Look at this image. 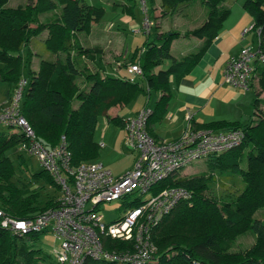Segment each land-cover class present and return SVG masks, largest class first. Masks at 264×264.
Segmentation results:
<instances>
[{
	"label": "trees",
	"instance_id": "obj_1",
	"mask_svg": "<svg viewBox=\"0 0 264 264\" xmlns=\"http://www.w3.org/2000/svg\"><path fill=\"white\" fill-rule=\"evenodd\" d=\"M56 1L62 7L60 14L51 22L40 23L38 16L54 9L56 3L52 0H36L34 4L14 8L6 6L7 0H0V79L12 87L6 94L10 98L22 79L21 50L33 38L46 32L44 49L56 58L41 60L37 71L30 68L29 60L26 61L29 79L26 80L20 112L46 147H56L61 137L64 138L73 166L96 161L100 144L94 134L99 116H105L109 108L129 105L139 96L148 100L151 92L159 94L147 118V129L153 135V126L166 114L172 96L171 81L179 84L189 75L229 16V11L221 6L226 0H198L207 10L205 20L200 26L183 33L168 31L156 35L152 41L147 37L143 55L136 49L129 59V65L137 64L142 73L135 82H130L127 76L102 75L99 70L90 72L79 66L81 57L101 62L97 50L84 48L78 42L77 34H89L92 25L104 16L103 8L89 5L84 0ZM192 1L196 0H160V16L173 15ZM263 3L264 0H243L242 4L253 19V29L258 32L257 51L262 54ZM178 38H198L204 42L195 53L177 61L170 56V46ZM59 54H65L64 61L58 58ZM165 60H171V63L161 70ZM257 63L255 61L254 67ZM253 75L258 76L259 92L264 93V64L257 65ZM78 77L83 79L85 89L77 84ZM259 96L257 93L252 103L255 118L248 123L191 121V126L199 129L241 128L244 131L245 136L238 147L211 156L209 163L212 169L238 171L244 185L238 193L221 190L216 194V187L211 188L209 183L212 174L173 175L157 182L152 188L154 193L180 186L189 190L191 197L179 201L153 228L152 240L158 250L156 259L147 264H264V213L259 212L264 208V99L260 100ZM107 117L123 128L124 118L118 115ZM22 140L23 135L18 131H0V209L19 219L33 217L59 205V195L42 200L41 188L52 187L60 194L59 185L45 169L31 173L33 181L22 179L27 163L19 151L16 155L21 178L16 177L14 162L6 151L17 147ZM224 178L217 177L215 186L220 182L222 185ZM38 181L43 186L31 187L32 182ZM247 232L253 234L252 243L244 249L230 250L237 237ZM39 234L18 236L0 226V264H56L55 259L47 262L48 253L27 243Z\"/></svg>",
	"mask_w": 264,
	"mask_h": 264
},
{
	"label": "built area",
	"instance_id": "obj_2",
	"mask_svg": "<svg viewBox=\"0 0 264 264\" xmlns=\"http://www.w3.org/2000/svg\"><path fill=\"white\" fill-rule=\"evenodd\" d=\"M146 13L147 0H138ZM153 21L143 20L148 35ZM137 30L135 33H139ZM248 30L243 31V35ZM264 64V54L242 48L224 70V82L244 91L250 89L254 64ZM127 79L135 82L142 75L138 65H129ZM25 79H21L8 105L0 110V125L14 127L23 135L19 152L36 156L60 187L59 205L29 218H14L0 209V226L18 236L49 232L58 246L53 250L56 264H147L156 259L153 228L176 204L191 197L184 187L173 186L153 192V186L177 174L195 160L210 158L238 147L245 133L241 128L214 130L191 126L192 114L186 113V127L175 139H156L147 129L150 108H141L124 118L126 145L135 152L132 169L115 176L99 161L71 164L64 138L53 148L46 147L20 112ZM122 200L123 213L104 221L99 206ZM196 263V262H194Z\"/></svg>",
	"mask_w": 264,
	"mask_h": 264
},
{
	"label": "rangeland",
	"instance_id": "obj_3",
	"mask_svg": "<svg viewBox=\"0 0 264 264\" xmlns=\"http://www.w3.org/2000/svg\"><path fill=\"white\" fill-rule=\"evenodd\" d=\"M36 0H7V7H17L19 5L23 6L25 4H34ZM55 2V7L53 10H50L46 13L40 14L38 16V22L45 23L51 22L53 18L60 14L62 7L57 3L56 0H52ZM87 4L92 5L97 8H103L104 16L102 19L92 25L91 31L89 34L79 33L77 34L78 42L84 48L91 47H100L101 49H105L104 53V62L107 70V74L102 72V75H112L122 77L124 74H127V69L129 65V59L132 56V53L138 48L140 51L144 48V43L147 41V35L143 34V20L147 17L149 21H154V12L157 15H160L159 3L160 0H153V3L150 0H147L145 13L139 4L138 0H84ZM193 2V4L188 5L187 8L182 10L184 16L183 18H170L164 22L167 25L172 26L171 32H182L181 30H187V27H182L181 23L185 19H188L192 24L193 22H197V17L201 16L200 11L207 14L206 8L198 1ZM243 2V1H242ZM125 7L130 8L131 15H129L125 11ZM182 8H180L181 10ZM179 10V11H180ZM166 17V16H164ZM156 20V19H155ZM253 20V19H252ZM157 26V25H156ZM200 26V25H199ZM139 30V33H135V31ZM173 30V31H172ZM247 30V29H246ZM157 29L153 26L151 29V39L156 37ZM47 38V33L43 32L41 35L33 38L27 47H24L20 54L23 59V66L21 69V78L28 80V67L26 61H30V68L32 70L37 71L39 62L41 60H55L56 56L46 52L44 49V40ZM150 38V37H148ZM188 40H181L179 43L183 47L181 50L186 49L187 47H192L191 43L186 42L192 38H186ZM187 43V44H186ZM252 46V45H251ZM257 44H255L252 48V51H256ZM197 51V50H196ZM196 51L192 52L195 53ZM142 52V51H141ZM140 54L143 55V52ZM60 60H65V54H59L58 57ZM171 63V60H165L163 65L160 67L161 70L166 69ZM118 64V65H117ZM137 65V64H133ZM79 66L87 68L88 71L94 72L95 70L94 63L88 57H81L79 59ZM131 66V65H130ZM127 67V68H126ZM1 68V64H0ZM117 70V71H115ZM79 87L82 89L86 88V85L83 83V79L78 77L76 80ZM173 83V82H172ZM12 88V87H11ZM6 82L1 81L0 79V106L4 105L6 101V94L11 90ZM257 89V85L250 89L248 92L250 96H255ZM242 91V90H241ZM244 91V90H243ZM247 92V91H245ZM158 93L151 92L148 98V101L145 100V97L139 96L135 101L131 102L129 105L122 106L119 108L118 115L121 117L126 115L128 111L134 110L135 108L146 104L148 107H152L155 100L157 99ZM262 100L263 97L260 96ZM147 101V103H146ZM252 104V103H251ZM21 105V102H20ZM7 106V105H6ZM3 106V107H6ZM74 106H77L75 103ZM1 107V108H3ZM0 108V110H1ZM141 109V108H140ZM139 109V110H140ZM138 110V111H139ZM252 108L250 109L251 117L244 120L246 123L251 118H255L253 115ZM136 114V113H135ZM134 114V115H135ZM133 116V115H132ZM124 118H127L123 116ZM131 117V116H128ZM0 131L7 132H15L17 131L14 127H8L5 125H0ZM94 139L100 144L98 157L95 159L96 161L101 162L106 168L110 169L111 172L115 176H119L132 169L133 160H132V151L126 145L124 138V130L121 126L112 122L109 117H105L103 115L99 116L97 121V126L94 134ZM106 143V146L103 143ZM18 147L10 148L6 151V155L13 160L15 168H16V177H20V169L17 160ZM23 157L27 163V169L22 172V179L26 182L33 181L31 177V173L37 172L42 168L38 158L33 155H29L26 152H22ZM210 158H204L195 160L192 163L185 165L175 176H197V175H208L212 174L213 177L209 182L211 188L216 187L214 189L215 193H220L219 191L225 190L226 192L234 194L238 193V189L243 187V182L241 181V177L238 171H220L218 168H211L209 166ZM244 166V164H243ZM217 177L224 178L222 179L223 184H218L215 186ZM43 183L41 181L32 182L31 187H41ZM218 187V188H217ZM41 199L45 200L47 196H58L59 192H55L52 187H44L41 188ZM122 200H113L110 202H103L99 206V211L104 216V221L108 222L110 220L115 219L121 213H123V207L121 206ZM260 213H264V208L259 210ZM259 214V213H257ZM152 235V234H151ZM152 237V236H151ZM253 241V234L251 232H247L237 237V239L232 243L230 250H240L247 248ZM154 242V241H153ZM28 244H31L33 248L41 249L42 251L48 253L50 258L47 260H54L53 250L58 246V241L54 239V237L49 232H43L38 235L36 239L28 240ZM155 244V243H154ZM157 247V246H156ZM158 250V249H157ZM55 261V260H54ZM198 264V263H193Z\"/></svg>",
	"mask_w": 264,
	"mask_h": 264
},
{
	"label": "crops",
	"instance_id": "obj_4",
	"mask_svg": "<svg viewBox=\"0 0 264 264\" xmlns=\"http://www.w3.org/2000/svg\"><path fill=\"white\" fill-rule=\"evenodd\" d=\"M242 1L243 0H226L221 4L223 9L229 11V16L224 21L217 37L212 41L206 53L203 55L199 63L192 69L189 75L184 77L179 82V84L171 81L172 96L167 105L166 114L160 123H157L153 126V135L156 139L171 140L178 138L186 127L187 121L185 119V115L188 112L192 114V122L195 123L227 120L238 121L242 124H245L246 121L244 120L251 117L249 112L251 108L253 110L251 103H253V100L256 98V94L259 93L264 99V93L259 92L258 76L256 77L255 75H252L250 83V89L254 88L255 84L257 85L256 93L253 99L248 92L250 89L247 92L243 90L241 91L240 89H234L228 86L224 82L223 78V70L226 64L230 60L235 59L242 48H250L252 50L255 44H257L258 47V32L253 29L254 22L251 16L243 9ZM193 2L197 1H192L189 4L180 7L182 8L181 10L179 9L180 11L166 17H161L154 12L153 26L155 29H157L156 35L158 36V34L171 31L172 26L167 25L164 21L167 20L168 17L183 18L184 14L182 10L187 8L188 5L193 4ZM125 8V11H128L127 13L131 15L130 8ZM200 14L201 16L197 17V22H193L191 24L188 19H185L184 21L180 22V24L184 22L182 27H187V30L198 27L206 18V13L200 11ZM246 29L248 32L243 35V31ZM187 30H181L182 32L180 33H183ZM150 32L147 37H150L148 40L152 41L154 39H151L152 36ZM181 40L184 41L188 39L178 38L174 40L170 46V56L177 61L198 50L204 42V39L192 38L189 41H186L191 43L192 47H187L186 49L178 52L181 48H183L179 43ZM91 48H95L97 50V54L102 58L100 63L93 62L95 70H99L101 73L104 72L107 74V70L104 65V53L106 50L97 46ZM144 50L145 48H142L141 51L144 52ZM141 51L139 49V52ZM257 65L259 64L257 63L254 69ZM123 76L128 75L124 74ZM158 97L159 94L157 99ZM8 102L9 96L6 97V101L4 102L5 104L0 106V108L8 105ZM153 106L148 107L146 104H144L135 108L134 110L132 109L128 111V113L123 116H132L140 108L151 109ZM119 108H122V106L109 108L105 117L107 115H118L117 112H119ZM123 116L121 117L124 118ZM214 130L225 129L223 128ZM103 145L106 146V143L104 142ZM132 156V160L134 162L135 152L133 151Z\"/></svg>",
	"mask_w": 264,
	"mask_h": 264
}]
</instances>
